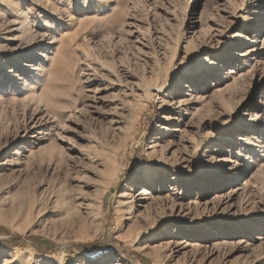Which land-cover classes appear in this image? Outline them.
Segmentation results:
<instances>
[{
	"label": "rangeland",
	"instance_id": "1",
	"mask_svg": "<svg viewBox=\"0 0 264 264\" xmlns=\"http://www.w3.org/2000/svg\"><path fill=\"white\" fill-rule=\"evenodd\" d=\"M0 264H264V0H0Z\"/></svg>",
	"mask_w": 264,
	"mask_h": 264
},
{
	"label": "bare ground",
	"instance_id": "2",
	"mask_svg": "<svg viewBox=\"0 0 264 264\" xmlns=\"http://www.w3.org/2000/svg\"><path fill=\"white\" fill-rule=\"evenodd\" d=\"M166 82H167V81H166ZM120 102H121V101H120ZM121 103H122V102H121ZM118 104H119V103H118ZM122 107H123V106H122ZM115 108H116V107H115ZM122 109H123V108H122ZM114 110H116V114H121L122 111H123V110L121 111L120 107H119V108L117 107V108L114 109ZM112 111H113V110H112ZM113 114H115L114 111H113ZM121 115H122V114H121ZM115 116H116V115H115ZM118 117H119V116H118Z\"/></svg>",
	"mask_w": 264,
	"mask_h": 264
}]
</instances>
